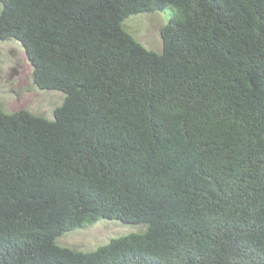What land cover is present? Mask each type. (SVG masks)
Wrapping results in <instances>:
<instances>
[{"label": "trees", "instance_id": "obj_1", "mask_svg": "<svg viewBox=\"0 0 264 264\" xmlns=\"http://www.w3.org/2000/svg\"><path fill=\"white\" fill-rule=\"evenodd\" d=\"M53 119L0 107V264H264V0H0ZM171 10L161 51L122 26ZM114 219L142 232L55 243Z\"/></svg>", "mask_w": 264, "mask_h": 264}, {"label": "rangeland", "instance_id": "obj_2", "mask_svg": "<svg viewBox=\"0 0 264 264\" xmlns=\"http://www.w3.org/2000/svg\"><path fill=\"white\" fill-rule=\"evenodd\" d=\"M0 3V11H1ZM171 10L142 12L127 16L122 26L145 49L160 53V27L166 23ZM63 93L38 89L32 80V66L22 44L16 39L0 40V107L5 112L25 109L47 120L53 119V110L59 106ZM143 224H125L114 219L101 218L94 223L71 229L56 237L55 243L74 251L91 252L111 239L139 233Z\"/></svg>", "mask_w": 264, "mask_h": 264}]
</instances>
